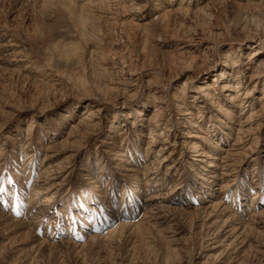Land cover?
<instances>
[{"label": "rangeland", "instance_id": "374dc122", "mask_svg": "<svg viewBox=\"0 0 264 264\" xmlns=\"http://www.w3.org/2000/svg\"><path fill=\"white\" fill-rule=\"evenodd\" d=\"M0 264H264V0H0Z\"/></svg>", "mask_w": 264, "mask_h": 264}, {"label": "bare ground", "instance_id": "6f19581e", "mask_svg": "<svg viewBox=\"0 0 264 264\" xmlns=\"http://www.w3.org/2000/svg\"><path fill=\"white\" fill-rule=\"evenodd\" d=\"M205 50H210V47H206ZM247 96V95H246Z\"/></svg>", "mask_w": 264, "mask_h": 264}]
</instances>
